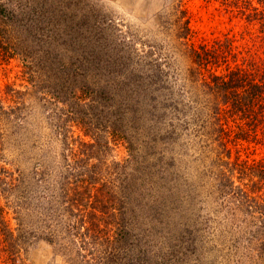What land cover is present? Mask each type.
I'll return each mask as SVG.
<instances>
[{
  "label": "trees",
  "instance_id": "16d2710c",
  "mask_svg": "<svg viewBox=\"0 0 264 264\" xmlns=\"http://www.w3.org/2000/svg\"><path fill=\"white\" fill-rule=\"evenodd\" d=\"M223 2L258 49L188 44L180 15L165 23L173 81L158 49L111 33L88 0H0V64L20 61L26 80L0 94V154L18 145L35 163L19 172L29 214L19 208L13 229L0 208L8 264L41 243L63 264H264V155L240 157L264 148V0ZM7 185L0 165V194ZM200 190L219 220L202 214Z\"/></svg>",
  "mask_w": 264,
  "mask_h": 264
},
{
  "label": "rangeland",
  "instance_id": "374dc122",
  "mask_svg": "<svg viewBox=\"0 0 264 264\" xmlns=\"http://www.w3.org/2000/svg\"><path fill=\"white\" fill-rule=\"evenodd\" d=\"M85 1L83 0V2ZM88 1L100 10L107 20L111 21V33H117L118 36H123V39L126 36V38L130 39L128 43L136 47H144L143 52L149 51L148 45L158 49L157 57L160 64L166 63V65L172 67L169 73L174 76L172 78L173 81L176 77V69L177 67L180 68V65L176 61L164 60L167 59V55L171 50H176L178 45L168 38L165 39L164 35H171L169 32L166 34L165 23L174 22L175 19H179L180 15L183 16V21L188 18L191 29L188 44L198 46L205 43L209 44L214 39L221 41V39L228 38L230 44L240 50L244 49L246 51L248 50L247 48L258 49L255 27L246 24L244 19H241L236 12L230 10L228 4H224L223 0H179L174 1L172 4L167 3L166 0ZM182 11L185 14H181ZM158 23L161 25L160 27ZM6 85H14L20 90L25 89L26 80L22 75L20 61L15 60L10 61L8 64H0V94L5 90ZM72 131V136L75 139L80 138V140L88 141V138L83 136L75 127L72 128ZM45 134L48 135V132L45 131ZM41 136L46 143V138L43 135ZM254 146L249 144L246 145V150L240 149V157L245 159L264 155V148H260L263 146ZM111 148L110 154L112 157L114 155L118 157L125 155L122 147L111 145ZM232 150V155L234 156L235 148L233 147ZM249 153H254V156H248ZM28 154L29 151H27L25 157L22 156L23 159L19 157L18 145L12 150L3 151L0 154V165L8 175L9 186L7 185L5 188L9 191L13 190L9 192L4 188L3 193L0 194V208L3 210L5 221L13 229L19 225V172H24L25 175L29 173L28 175L31 177L32 168L35 167V163L27 159ZM60 162L59 159L50 160L45 164L48 165V168L54 170L55 167L61 164ZM204 163L207 164L208 162ZM209 175L210 172H207V176ZM199 198L202 201V214L205 218L209 216L213 221L214 219L219 220L217 212L222 211L219 203L209 202L204 190L199 191ZM30 206L22 208L23 205H21L20 211L29 214L28 207ZM1 250H3V243L0 237V264H8L9 261L6 260L5 254ZM56 254L57 252L56 250L53 251L52 246L41 243L38 247L26 252V255H23V261L25 264H63L62 259Z\"/></svg>",
  "mask_w": 264,
  "mask_h": 264
}]
</instances>
